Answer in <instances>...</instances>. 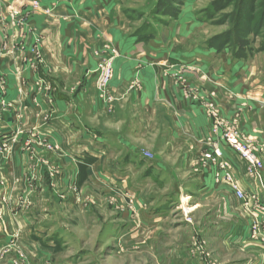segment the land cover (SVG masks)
<instances>
[{"label":"crops","instance_id":"obj_1","mask_svg":"<svg viewBox=\"0 0 264 264\" xmlns=\"http://www.w3.org/2000/svg\"><path fill=\"white\" fill-rule=\"evenodd\" d=\"M122 1L0 0V76L10 75L4 79L0 98L21 102L0 115V139L30 131L32 137L53 148L47 151L48 159L65 166L72 180L80 171L93 187L131 202V209L139 213L140 228L136 233L131 228L122 230L127 235L161 229L176 200L183 208L187 203L201 208L228 189L222 180L224 173L213 165L188 181L185 189L191 192L190 201L184 193L152 194V189L170 188L176 173L160 158L143 157L141 148L154 152L158 143L168 161L177 157L173 163L177 161L179 170L188 172L205 143L216 146L231 168L233 181L251 198L244 213L252 209L261 221L264 169L261 180L246 175L243 161L214 130L202 102L215 103L225 125L233 124L248 136L264 164L263 56L237 59L202 50L173 53L166 49L165 38L155 40L129 31ZM33 2L36 10L31 7ZM13 13L17 16L12 17ZM104 45L113 52H106ZM102 57H113L110 87L112 93L127 98L124 110L115 106L108 112L96 90L95 68ZM175 72H185V87L205 100L186 96L175 81ZM13 73L22 75L21 83ZM133 79L126 94L125 87ZM152 108L159 114L156 130L151 127ZM105 121L111 123L110 129ZM14 154L19 166V152ZM222 201V213L235 215L239 225L208 226V236L228 255L236 251L248 256L234 264H264V232L258 231V237L251 239L248 223L235 212L234 198L223 197ZM6 219L8 229H20L21 236H26L24 243L34 247L40 258L53 253L54 242L64 234L49 213H15ZM3 233L0 241L6 239ZM193 233L201 236L197 228Z\"/></svg>","mask_w":264,"mask_h":264},{"label":"rangeland","instance_id":"obj_2","mask_svg":"<svg viewBox=\"0 0 264 264\" xmlns=\"http://www.w3.org/2000/svg\"><path fill=\"white\" fill-rule=\"evenodd\" d=\"M257 4V2L251 4L252 12L243 13L246 16L243 23L238 21L242 7L240 0H123L122 10H125L124 15L130 22V32L138 31L154 39L165 38L166 49L172 50L173 53L202 50L227 53V56L237 59L253 55L259 56L258 58L263 56L260 60V65L263 66L264 27L256 29L253 22L260 11ZM36 6L34 2L31 4L35 10ZM16 13L19 15L18 11ZM16 13H13L12 17ZM103 48L106 52L110 49L107 45ZM112 58L99 59L95 68L96 81L98 66L102 62L110 60L113 74ZM173 76L176 83L182 85L186 96L190 99L205 100L203 96H198L195 91L192 92L185 87L187 84L185 72L184 74L175 72ZM5 77L8 79L10 75L0 76V90H4ZM13 78L20 83L22 81L21 74L13 73ZM111 79L101 90L96 84V90L103 103L107 105L108 112H112L115 106L124 110L127 98L124 94L112 93ZM134 82L133 79L127 83L126 94ZM202 104L213 122L214 130L219 131L221 135L227 130L235 132L240 146L248 149L256 157L260 166L256 167L253 176H249L248 163L231 148L243 161L246 175L251 179L261 180L264 164L250 138L242 135L235 125H225L226 120L222 119L215 103L207 100ZM16 105L20 106L21 102L18 104L5 102L0 98V115L15 109ZM151 114L153 129L154 124H158L156 122L159 114L154 108ZM105 122L108 123L106 128L110 129L111 123ZM24 133L25 130L19 133L25 135L22 139H18L19 135L8 140L0 139V231L6 233V235L3 233L6 239L2 238L0 241V264L242 263L248 256L236 251L228 255V252L221 245H215L207 234L208 226L239 225L235 215L229 217L222 213V198L228 196H232L237 203L235 212L241 214L243 221L248 223L251 239L258 237V231L264 232V215L259 221L256 219L258 215L253 213L252 209L249 214L244 213L247 201L251 198L246 195L239 198L236 190L239 188L231 177L229 166V178L226 179L225 175L222 177L228 189L202 203L201 208H196L191 203H187L183 208L176 200L168 213L171 215L162 223L161 229L127 235L122 230L131 228L136 233L140 228L137 223L139 213H134L131 209V202L123 200L117 194L93 187L84 181L80 171L72 180L70 173L64 170L65 166L54 164L48 159L47 151L52 152V147L44 140L32 137L30 131ZM147 142L150 143V140ZM202 147L203 150L198 153L188 172L179 170L177 161L173 163L177 157H171L168 161L169 156L160 150L158 143L154 152L148 148H141L143 157L160 158L171 165L169 169L173 174L176 173V182L170 185V188H155L150 193L157 195L168 192L184 193L189 196L190 201L191 192L185 189L188 181L207 167L215 165L218 168L217 165L220 163L217 159L213 163L206 158L207 155L214 156L213 148L206 143ZM15 151L19 152V166L15 165ZM180 187L185 192H182ZM39 212L49 213L50 219L64 231V234H60V238L54 242L55 251L42 255V258L38 256L34 247L24 243L26 236H21L20 229L10 231L6 222V218L15 213H19L20 216H35ZM194 228L199 230L201 236H194Z\"/></svg>","mask_w":264,"mask_h":264},{"label":"built area","instance_id":"obj_3","mask_svg":"<svg viewBox=\"0 0 264 264\" xmlns=\"http://www.w3.org/2000/svg\"><path fill=\"white\" fill-rule=\"evenodd\" d=\"M36 4V3H35ZM110 60L105 62H102L99 64L98 66V77H97V86L98 89H102L104 88V86L108 83V81L111 79V64L109 63ZM223 142L230 148H233L234 151H236L243 159L244 162L248 163L249 165V169H248V175L249 176H253L254 175V171L256 170V167L260 166L259 161L256 159V157L251 154L248 149H244L243 147L240 146V144L238 143V137L237 134L233 131L227 130L224 135H221ZM213 154L214 156H209L207 155L206 158L210 159L213 163L215 161V159L219 160L220 163L215 162L216 164L218 163V169L222 170V172L224 173V175L226 176V179L229 178V173H228V168H229V164L228 162H226L225 160L222 159V152L220 151L219 148H217L216 146L213 147ZM216 160V161H217ZM237 194L239 196V198H243V196H245V194L237 189Z\"/></svg>","mask_w":264,"mask_h":264},{"label":"trees","instance_id":"obj_4","mask_svg":"<svg viewBox=\"0 0 264 264\" xmlns=\"http://www.w3.org/2000/svg\"><path fill=\"white\" fill-rule=\"evenodd\" d=\"M253 2H257V6L260 8V11L256 14L254 21L255 22V28L258 27H264V0H240V3L242 4L241 10L239 12V18L238 21L240 23H243L242 21L245 20V14L244 12H252L251 4Z\"/></svg>","mask_w":264,"mask_h":264}]
</instances>
